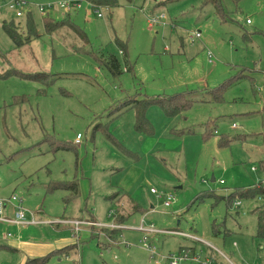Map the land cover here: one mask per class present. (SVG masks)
I'll use <instances>...</instances> for the list:
<instances>
[{"label": "rangeland", "instance_id": "rangeland-1", "mask_svg": "<svg viewBox=\"0 0 264 264\" xmlns=\"http://www.w3.org/2000/svg\"><path fill=\"white\" fill-rule=\"evenodd\" d=\"M11 1L0 0V199L20 198L25 219L38 223L0 220V264L52 250L32 264H170L178 252L187 256L178 264H201L207 253L213 264H264L253 213L264 195L227 203L239 189L264 188V0H218L223 12L212 0H116L97 10L25 0L20 17ZM46 14L68 16L83 37L68 24L46 31ZM3 23L17 28L19 44ZM107 55L120 62L117 76ZM175 92L204 101L175 115L150 105L149 133L135 131L131 108L108 120L120 102ZM72 181L76 193L49 189ZM129 197L140 211L131 213ZM3 215L14 218L15 209L7 203ZM71 220L82 221L77 231ZM111 223L121 225L118 244ZM141 224L167 230L147 237L152 255L139 241ZM18 241L53 249L29 254Z\"/></svg>", "mask_w": 264, "mask_h": 264}, {"label": "trees", "instance_id": "trees-1", "mask_svg": "<svg viewBox=\"0 0 264 264\" xmlns=\"http://www.w3.org/2000/svg\"><path fill=\"white\" fill-rule=\"evenodd\" d=\"M78 1H84L88 4L90 9H98L99 7H113L116 6V0H78ZM166 1H170V0H166ZM209 0H205V2H207ZM204 2V3H205ZM212 2H214L215 6L221 11H224V8L222 6V4L220 2H218V0H212ZM28 13V19H27V28L29 31H33L34 30V24L32 21V17H31V13L29 11H27ZM43 18V26L45 28L46 31H51L54 30L56 27L58 26H62L64 24H68L70 25V27L75 31V33H77L78 35H82L80 31V28H78L77 26H75V24L71 23L68 16L67 19L64 20H58L56 21V19L54 20V18L48 14H46L45 16L42 17ZM3 28L6 30V32L9 34V36L13 39V41H15L17 44L20 43V34L17 32V28L7 24V23H3ZM121 52L125 54L126 52V48L124 46H121ZM125 58H126V54H125ZM104 61V65L105 67L114 75L117 76L120 72H121V68H120V62L118 61V59L114 56V55H107L105 56V58L103 59ZM124 63L126 64L127 61L126 59L124 60ZM131 69V68H128ZM33 79L39 80V81H43L46 76L45 75H41V76H32ZM40 78V79H38ZM194 101H204V97L199 96L196 97L194 96V94L192 93H185V92H175L169 96H163V95H156L153 97H143V98H131L128 99L127 101L123 102V103H119L117 105V108H115V110L110 111V113L112 114L111 117L108 119H113L114 117H116L117 115L121 114L122 111L126 108H131L133 110L134 113V129L136 132L139 133H149L151 132V127L150 125H148V121L145 115L146 109L152 105V104H156L158 105L166 114L168 115H175L178 114L179 112L187 109L189 107V105H191L192 102ZM104 124L102 123H98L97 125L94 126L95 129L102 128ZM207 133H211V131H207ZM61 146V147H60ZM58 147L62 148V147H66L65 145H60ZM49 189H53L56 187H64L66 189H69L72 193H76L77 192V183L72 181L70 183H51L49 185ZM237 194V196L239 198H254L255 196H258L259 194L264 195V188H262L259 185L247 188V189H239L235 192H233L229 197H227V203L231 204L232 200L231 197ZM132 213L136 212V211H140V206L134 201L132 200ZM253 213H255L256 215V231H255V236L263 239L264 240V205H262L261 207L255 208V210L253 211ZM125 219V218H124ZM121 220V221H124ZM120 229L117 228L116 234H118V231ZM62 249V248H60ZM58 251H60L58 249ZM57 252V250H53L49 253H47L45 256L42 257H27L25 259V261L23 262V264H32V263H40L43 262L47 259V257L49 255H51L52 253Z\"/></svg>", "mask_w": 264, "mask_h": 264}, {"label": "built area", "instance_id": "built-area-1", "mask_svg": "<svg viewBox=\"0 0 264 264\" xmlns=\"http://www.w3.org/2000/svg\"><path fill=\"white\" fill-rule=\"evenodd\" d=\"M25 0H12L10 3H8V8L14 11L15 16L20 17L22 16V12L20 11V6L25 4ZM80 1L78 0H58L56 2L57 6L62 8V9H66V10H70L71 8L78 6L77 4ZM48 7H50L51 3H47L46 4ZM38 10L43 12L44 11V6L43 5H39ZM97 10V9H96ZM98 16H100V14L98 13ZM165 18V16L163 14L160 15H155V16H151L148 18L147 22L150 26H152L154 23H159L161 22V20H163ZM247 23H250L249 19H246ZM194 37H199L200 34L199 32H195ZM208 56L210 57V54L208 53ZM79 138L80 135L77 134L76 139H75V143H79ZM264 175V174H263ZM222 183V181H220ZM151 192L155 193V190L153 188L150 189ZM160 197V196H159ZM174 200V196L172 195H166L165 200L163 202L164 206H169L172 201ZM9 203L14 209H15V215L14 218H8V217H4L3 215V210L5 208V205ZM239 201L235 202V204H238ZM0 220H4V221H12L15 223H19V224H32V223H38L35 220H26L25 219V211L24 209L21 207V199L16 197L15 195H12L10 199L7 200H3L0 199ZM67 222V221H64ZM82 221L80 220H71L69 221V223L73 224L74 227L73 229L75 231L78 230L77 226H79L81 224ZM88 225L91 226H101L100 224L94 222V221H87L85 222ZM109 226L111 227H118L119 229H121V225H115L113 223L109 224ZM109 226H104V227H109ZM139 230H141L142 232L145 233V235L139 240L142 244V246L144 248H146L150 254L152 255L154 253L155 247L149 243L147 241V237L150 234H156L157 232L162 233V232H166L167 230H160V229H156L153 224H148V225H143L141 224L138 227ZM174 233L179 234L183 237H187L190 240L196 241V242H201L209 247H211L212 249H214L215 251H218L210 242L203 240L202 238H200L199 236H196L194 234H188V233H183L181 231H175ZM185 257V255H180V253L178 254V256H174L173 254H171L168 259H169V263L170 264H178V261ZM193 260H196V257L192 258ZM213 258H209V259H205L204 262H202L201 264H213L212 263Z\"/></svg>", "mask_w": 264, "mask_h": 264}, {"label": "crops", "instance_id": "crops-1", "mask_svg": "<svg viewBox=\"0 0 264 264\" xmlns=\"http://www.w3.org/2000/svg\"><path fill=\"white\" fill-rule=\"evenodd\" d=\"M87 8L88 9H90L89 8V6H87ZM215 133V132H214ZM130 198V197H129ZM131 199V198H130ZM133 200V199H132ZM132 204V203H131ZM131 208V213L133 212L132 211V207H133V205L132 206H130ZM126 218V217H125ZM120 231H121V229L118 231V234H116L117 235V242L116 243H114V244H118L119 243V241H118V238L120 237ZM195 235V234H194ZM196 236H198V235H196ZM200 237V236H199ZM201 238V237H200ZM203 239V238H202ZM67 240V239H66ZM204 240V239H203ZM27 242H25V241H18V242H15L14 243V247H16V248H19L20 250H26L29 254H39V253H43L44 252V250H47V249H53V247L51 246V245H45L44 246V248L43 247H41V246H34L33 244H31L32 246H29V244H26ZM199 243H201V242H199ZM201 244H203V243H201ZM203 245H205V244H203ZM205 246H207V245H205ZM207 247H209V246H207ZM61 247H59L58 249H60ZM63 248V247H62ZM210 249H212L211 247H209ZM212 250H214V249H212ZM53 251V250H52ZM215 251V250H214ZM51 252V251H50ZM48 253V252H47ZM180 252H178V254H179ZM217 253V252H216ZM206 254V253H205ZM39 256V255H38ZM40 256H42V255H40ZM206 256V258L205 259H207V257L209 256L208 255V253L205 255ZM34 257H37V256H34ZM185 257H187L186 255H185ZM215 257V256H214ZM214 257H212L213 259H214ZM211 258V257H210ZM23 264V263H22Z\"/></svg>", "mask_w": 264, "mask_h": 264}]
</instances>
